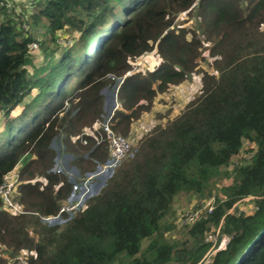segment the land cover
<instances>
[{"label":"trees","instance_id":"1","mask_svg":"<svg viewBox=\"0 0 264 264\" xmlns=\"http://www.w3.org/2000/svg\"><path fill=\"white\" fill-rule=\"evenodd\" d=\"M188 10L201 37L174 27ZM263 24L264 0H0V186L25 158L17 188L25 213L0 212V264L22 251L25 264H196L217 228V243L229 240L209 264H233L264 228ZM151 51L160 58L153 70L125 75ZM206 56L212 71H202L181 113L145 134L73 214L43 223L78 192L48 171L51 141L63 136L74 154L93 148L95 163L77 159L80 182L108 159L105 143L70 141L102 114V90L118 88L112 129L127 136ZM241 152L247 161L236 159ZM181 194L216 197L209 213L176 230L168 219ZM247 197L253 213L229 212ZM241 264H264V235Z\"/></svg>","mask_w":264,"mask_h":264},{"label":"rangeland","instance_id":"2","mask_svg":"<svg viewBox=\"0 0 264 264\" xmlns=\"http://www.w3.org/2000/svg\"><path fill=\"white\" fill-rule=\"evenodd\" d=\"M3 2H8V0H2ZM15 2H18L19 0H14ZM14 4V3H12ZM196 18L193 15V12L188 10L185 12H182L178 15V17L175 20L174 27L175 28H183L185 30L187 29H196L198 34V37H201L200 30L198 31L196 27ZM264 29V24L262 26ZM62 40V39H60ZM65 43V40L60 41ZM62 43V44H63ZM66 44H69V40ZM208 43H204L205 46H207ZM33 48L35 46H32ZM32 48V49H33ZM30 50L31 56L36 58L38 57L37 53V47L35 50ZM206 54V51H205ZM204 54V56H205ZM33 60L35 64H38L39 60ZM212 58H209L208 56L205 57V61H201L199 63L198 67L195 68L194 71L191 73L186 74L185 79L176 85H170L167 90L163 93H159L157 97H155L151 103V107L149 111H144L137 117L136 120L131 123L129 129V134L127 136L121 135L114 131H112L116 134H119L123 137H125L131 144L132 149L139 148V142L142 139L145 134H147L149 131H151L155 126L164 125L169 120L174 119L177 117L181 111L184 109V107L191 102L194 97L199 93L201 88V75L202 71L211 72V63ZM132 67L129 70V73L133 72H146L153 70L159 63L160 58L156 54V51H151L146 54L141 55L140 57H137L132 62ZM121 83V80L118 81ZM36 93L35 90L32 91L31 95L25 98L24 102L18 106L12 113L11 117L16 116V114L20 111L21 106L29 101V99ZM103 95V109L102 114L99 116L98 120L103 119L107 114L110 113V111L113 108V100L118 104L117 95H116V89L114 87L111 89H104L102 90ZM144 103V102H142ZM144 104H147L146 102ZM97 121V120H96ZM114 122V119L112 121V124ZM3 123V120L0 119V127ZM92 124L90 127H85L83 131H89L88 129H91ZM83 131L78 132L76 135L71 137V142L75 143L78 141V143L81 146H85L79 138L81 137V133ZM63 136L59 135L56 138H54L50 143V148L54 153V157L52 160V167L48 170L49 172L53 174H63L66 176L68 181H71L72 184H74V187L78 188V194L75 196V198L80 193V186H83V184H87L90 189V193H88L85 197L95 194L100 190V188L106 183V180L112 175V172H105L104 174L95 175L92 173H87L88 171L84 172V176L80 178V182H77L79 178V170L80 168L76 165L77 159L79 156H81V159L84 161L81 166H84L87 161L93 162L94 158H92L89 153L93 148L86 149L82 151L80 154H74L70 148H67V146L64 143ZM105 142H103L100 145H103ZM93 144V143H92ZM97 145V146H100ZM246 145V144H245ZM87 146V145H86ZM105 149H107L108 153V147L107 144L103 145ZM95 148V146H94ZM132 156V153L129 154L125 159L130 158ZM249 155H247L245 152H241L240 156L236 159H244L245 161L248 160ZM25 159V158H24ZM22 160L25 161V160ZM235 159V160H236ZM20 162L17 167L12 170L9 173V177L6 179V183L10 185L9 189L7 190L6 195L0 194V199H2L3 204L0 203V212L2 210H9L13 213H25L23 210V207L17 200L18 198V186L21 184V180L19 179V173L21 171L23 163ZM122 163V162H121ZM120 163V164H121ZM97 166V164H96ZM86 173V174H85ZM94 176V177H93ZM38 180L41 182V184H45V180L43 177H37L33 181ZM88 180V182H86ZM215 195L212 194L208 198H199L197 196H187L184 194L179 195L173 204V210H172V216L169 217V221L174 225V227L177 229H180L183 227L181 224L183 220V216L188 213H202L203 211L207 210L208 206L213 202V199H215ZM68 200L65 202L67 203ZM69 203V202H68ZM67 203V204H68ZM81 206V205H80ZM79 207V206H78ZM78 207L75 209L77 210ZM70 211V214H73L74 211ZM254 211V202L252 197H247L239 202H237L234 205V208L231 209V213H238L242 212L245 214L253 213ZM65 213V212H64ZM65 214H69L68 212ZM61 215V214H60ZM52 218V217H49ZM45 219V218H44ZM44 219H41L43 223L52 222V221H45ZM54 221V220H53ZM226 243H224L225 245ZM223 245V246H224ZM22 251L20 254L16 256H7V262L6 264H25L27 252Z\"/></svg>","mask_w":264,"mask_h":264},{"label":"built area","instance_id":"3","mask_svg":"<svg viewBox=\"0 0 264 264\" xmlns=\"http://www.w3.org/2000/svg\"><path fill=\"white\" fill-rule=\"evenodd\" d=\"M129 71L125 73V75H129ZM122 81V80H121ZM116 92L118 88H115ZM115 102V101H114ZM118 104L113 106L112 110L110 111L107 116H105L103 119L95 120L92 124L91 129H88L89 131H83L81 133V137L79 138L80 141L87 145L88 144V137L93 141V145L97 146L105 142L107 144L109 153H108V159L105 163L98 166L96 171L93 172L95 175L104 174L105 172H113L115 168H117L120 163L129 155L132 153V146L130 142L123 136L116 134L112 131V121L114 119V113L117 109ZM10 173V172H9ZM9 173L4 176V182L0 186V194L6 195L7 190L9 189L10 185L6 186V179L9 177ZM93 176V177H94ZM88 182V180L86 181ZM89 186L86 184H83V186H80V193L75 198V196L78 194V192L75 194L73 193L71 197L68 200L67 203H63L56 216H52V218L44 217L43 219L45 221H53L55 219H59L60 214L62 213H70V211L75 210L78 206L82 205L84 200L88 197H85L89 192ZM1 203L3 204V201L1 199ZM215 199H213V202L208 206L207 210L203 211L202 213H192L188 214L186 213L183 216V220L181 221L182 225L191 224L197 219H199L201 216L206 215V213H209L213 207H214ZM1 207V205H0ZM255 207V206H254ZM233 209V208H232ZM231 209L229 210V212ZM218 234H219V228L217 229H211L210 232H208L205 236V242L210 243L211 246L207 250V252L204 254V256L201 258V260L196 264H209L211 262L212 256L220 249L225 248V245L227 244L229 237L228 236H222L218 241ZM224 243H226L224 245ZM224 245V246H223Z\"/></svg>","mask_w":264,"mask_h":264},{"label":"water","instance_id":"4","mask_svg":"<svg viewBox=\"0 0 264 264\" xmlns=\"http://www.w3.org/2000/svg\"><path fill=\"white\" fill-rule=\"evenodd\" d=\"M115 105V102L113 100V106ZM264 235V228L261 229L256 236L252 239V241L248 244L246 249L243 251V253L238 257V259L233 264H241L243 260L247 257L251 249L260 241L262 236Z\"/></svg>","mask_w":264,"mask_h":264}]
</instances>
